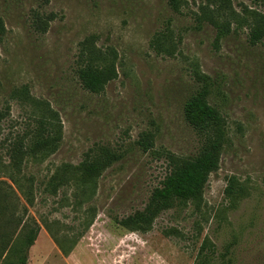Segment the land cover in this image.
<instances>
[{
  "label": "rangeland",
  "instance_id": "1",
  "mask_svg": "<svg viewBox=\"0 0 264 264\" xmlns=\"http://www.w3.org/2000/svg\"><path fill=\"white\" fill-rule=\"evenodd\" d=\"M231 1L238 11L259 8ZM185 2L175 13L168 0H0V254L4 245L25 248L40 226L27 264H264V42L251 45L246 28L217 42L216 29L196 19L206 0ZM33 11L54 15L47 33L34 30ZM160 34L172 54L156 49ZM89 39L118 54L119 76L102 94L77 76ZM195 67L211 78L208 101L227 122L219 169L201 204L178 203L147 233L131 232L117 222L146 208L169 173L166 154L192 159L202 149L184 116L201 88ZM45 104L62 122L59 149L6 173L10 147L28 146ZM145 133L154 136L148 152L139 145ZM99 148L120 159L95 189L77 179L57 187L58 168L78 167ZM230 177L245 190L235 203L225 195ZM206 238L215 246L207 260L199 257Z\"/></svg>",
  "mask_w": 264,
  "mask_h": 264
},
{
  "label": "trees",
  "instance_id": "2",
  "mask_svg": "<svg viewBox=\"0 0 264 264\" xmlns=\"http://www.w3.org/2000/svg\"><path fill=\"white\" fill-rule=\"evenodd\" d=\"M168 1L170 8L175 13H181L186 3L185 0ZM253 1L260 9L242 6L238 11L231 0H206V3L200 7L196 14V19L200 24L207 23L216 29L218 32L217 42L223 40L233 31L246 28L249 30L250 44L256 46L264 42V0ZM31 15L33 28L40 34L48 32L55 18L53 14L45 15L40 11H33ZM5 33L4 21L0 19V36ZM155 47L161 53L172 54L167 44L166 34H160L157 37ZM117 63L118 54L115 50L103 51L97 48L90 39L83 42L77 69V76L83 88L92 94L104 93L106 87L119 76ZM193 74L196 81L201 84V88L186 102L184 116L188 124L201 137L202 149L192 159L181 158L173 153L166 154L165 159L170 169L169 173L161 186L152 192L146 208L117 222L118 225L131 232L147 233L152 229L155 220L161 213L173 208L178 203L201 204L211 174L219 169L228 137L227 122L220 111L208 101L211 92V78L203 74L198 67L194 68ZM44 107V114L38 119L37 132L29 141L28 146L14 143L10 147V162L5 168L6 173L15 171L21 173L23 164L28 157L43 160L59 149L63 137L62 122L59 114L51 110L48 104H45ZM3 117L0 114V120ZM139 145L145 152L152 150L154 148L153 134H143ZM119 159L120 157L110 149L92 150L78 167L63 165L58 168L54 177L57 179V187H63L66 183L77 179L83 187L93 185L95 189L102 174ZM68 175H72L73 178L65 179V176ZM9 178L13 183L19 184V180H16L14 176ZM225 195L232 203L245 196L244 187L236 177L228 179ZM27 201L29 204H33V200L27 199ZM40 229V226H36L34 230H31L25 239V248L16 249L13 245H4L0 255H6L7 264H27V250L34 246ZM54 240L57 244L61 243L59 240ZM59 246L61 247V245ZM64 253L68 254V251ZM210 253L214 255L215 246L206 238L201 246L199 257L207 260ZM12 254L18 256L17 260L10 259Z\"/></svg>",
  "mask_w": 264,
  "mask_h": 264
}]
</instances>
